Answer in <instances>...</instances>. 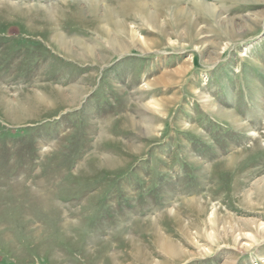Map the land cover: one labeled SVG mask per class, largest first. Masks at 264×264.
<instances>
[{
    "label": "rangeland",
    "instance_id": "374dc122",
    "mask_svg": "<svg viewBox=\"0 0 264 264\" xmlns=\"http://www.w3.org/2000/svg\"><path fill=\"white\" fill-rule=\"evenodd\" d=\"M169 1L0 0V264H264V0Z\"/></svg>",
    "mask_w": 264,
    "mask_h": 264
},
{
    "label": "bare ground",
    "instance_id": "6f19581e",
    "mask_svg": "<svg viewBox=\"0 0 264 264\" xmlns=\"http://www.w3.org/2000/svg\"><path fill=\"white\" fill-rule=\"evenodd\" d=\"M169 1V0H168ZM141 2V1H140ZM170 2V1H169ZM132 3V6L134 7V6H136V2L135 1H133V2H131ZM131 3H130V5H131ZM166 3H168V2H166ZM135 4V5H134ZM164 4H165V2H164ZM146 6H147V3H146ZM146 6L144 5V3H143V5L142 4H140L138 7H137V9L139 10V16L143 19V21H144V19H147V18H149V19H151V20H153L154 19V17H155V14L154 13H150V12H148V10H147V8H146ZM142 11V12H141ZM134 13V12H133ZM110 14V13H109ZM108 20V19H107ZM109 29V28H108ZM105 39V38H104ZM148 42V41H147ZM64 43V42H63ZM64 46V45H63ZM63 48V47H62ZM150 128V127H149Z\"/></svg>",
    "mask_w": 264,
    "mask_h": 264
}]
</instances>
